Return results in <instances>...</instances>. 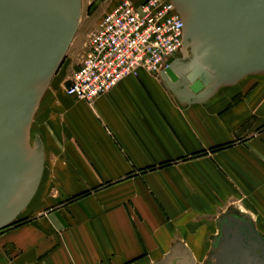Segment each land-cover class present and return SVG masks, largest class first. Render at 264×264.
I'll return each mask as SVG.
<instances>
[{
  "label": "crops",
  "instance_id": "obj_1",
  "mask_svg": "<svg viewBox=\"0 0 264 264\" xmlns=\"http://www.w3.org/2000/svg\"><path fill=\"white\" fill-rule=\"evenodd\" d=\"M75 67L38 103L29 139L41 145L42 175L0 231L1 264H199L228 201L262 223L264 74L186 102L140 72L90 107L65 93ZM234 138L243 143L207 153Z\"/></svg>",
  "mask_w": 264,
  "mask_h": 264
},
{
  "label": "water",
  "instance_id": "obj_2",
  "mask_svg": "<svg viewBox=\"0 0 264 264\" xmlns=\"http://www.w3.org/2000/svg\"><path fill=\"white\" fill-rule=\"evenodd\" d=\"M82 0H0V231L32 200L43 170L29 130L77 31ZM183 26L160 78L178 100L264 74V0H170ZM212 264H264V237L230 211L218 220Z\"/></svg>",
  "mask_w": 264,
  "mask_h": 264
},
{
  "label": "built area",
  "instance_id": "obj_3",
  "mask_svg": "<svg viewBox=\"0 0 264 264\" xmlns=\"http://www.w3.org/2000/svg\"><path fill=\"white\" fill-rule=\"evenodd\" d=\"M183 26L170 0H121L104 13L89 34L73 70L67 96L92 107L127 77L145 72L156 78L179 55Z\"/></svg>",
  "mask_w": 264,
  "mask_h": 264
},
{
  "label": "rangeland",
  "instance_id": "obj_4",
  "mask_svg": "<svg viewBox=\"0 0 264 264\" xmlns=\"http://www.w3.org/2000/svg\"><path fill=\"white\" fill-rule=\"evenodd\" d=\"M131 3L136 5L135 0H129ZM120 2V0H82L81 1V13H80V19L77 27V31L73 37V40L68 48V51L59 67L57 70L55 76L53 77V82L54 83H61L64 82L65 76H64V71L73 69L79 62L80 58L85 52L84 45L87 41V38L89 34L94 30L99 18L102 16L103 12L108 9V7H111L114 4H117ZM141 4V3H140ZM51 80V81H52ZM254 89H249L246 90V93H238L233 95L230 100H229V105L228 108H233L236 106V104L245 96H251L253 93ZM249 92V93H248ZM263 96V95H262ZM264 98V96H263ZM264 100V99H263ZM226 111V110H224ZM260 116L264 117V110L259 112ZM255 134L256 135H263L264 134V121L263 123L255 129ZM30 144L33 146L34 142L30 138L29 139ZM243 142L240 140V138H234L233 141L222 144V145H217L211 149L208 150L207 153H218L230 148H235L236 146L242 144ZM228 204L226 205L225 211L230 212H240L241 211L238 209L240 207V203L236 200L234 201H228ZM247 217H249L252 221L253 224L256 228V230L264 237V217H261V222H259V218L254 214V213H245ZM253 215V216H252ZM264 216V215H263ZM18 220V219H17ZM261 223V224H259ZM215 235H218V230L215 233ZM207 257L199 264H212L213 259L210 256L211 249L209 248L207 251ZM1 264V262H0Z\"/></svg>",
  "mask_w": 264,
  "mask_h": 264
}]
</instances>
